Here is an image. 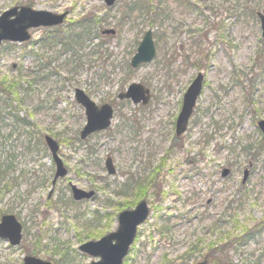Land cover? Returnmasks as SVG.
I'll return each instance as SVG.
<instances>
[{
	"label": "rangeland",
	"instance_id": "obj_1",
	"mask_svg": "<svg viewBox=\"0 0 264 264\" xmlns=\"http://www.w3.org/2000/svg\"><path fill=\"white\" fill-rule=\"evenodd\" d=\"M128 2L138 9L122 23ZM21 5L68 15L57 27L32 29L28 42L0 46V220L12 213L23 224L20 245L0 238V264H22L28 254L54 264H91L97 258L79 246L115 231L119 212L144 198L151 213L123 264H196L210 252L227 256L230 264H264V225L247 242L236 241L264 221V139L258 126L264 119V36L256 14L264 0H188L187 6L117 0L110 11L105 0H0V15ZM150 7L166 12L155 17ZM97 18L110 26L90 32V25L86 38L79 27ZM107 27L116 34H103ZM148 29L156 56L132 68ZM58 33L65 39L82 33L79 47L74 36L69 43L53 40ZM106 49L115 58L104 66L97 53ZM199 72L204 89L178 138L183 95ZM133 82L150 89L147 105L117 98ZM76 88L115 109L111 125L85 140L80 131L86 115ZM46 135L60 142L68 168L51 198L56 165ZM107 157L115 174L106 168ZM224 167L231 168L229 176L222 177ZM246 168L250 175L242 183ZM73 185L96 194L76 202Z\"/></svg>",
	"mask_w": 264,
	"mask_h": 264
},
{
	"label": "water",
	"instance_id": "obj_2",
	"mask_svg": "<svg viewBox=\"0 0 264 264\" xmlns=\"http://www.w3.org/2000/svg\"><path fill=\"white\" fill-rule=\"evenodd\" d=\"M116 0H105L107 6L114 5ZM68 11L56 13L49 10L35 9L29 5L15 6L7 9L0 15V46L5 41L22 43L31 38L30 30L38 27H53L62 24ZM261 20L262 34L264 36V9L258 12ZM105 34H115L114 28L103 30ZM156 56V46L152 29H148L143 37L136 53L133 55L130 64L137 68L144 63L153 61ZM204 74L199 72L193 79L183 96V104L176 120V134L182 135L189 125L197 100L203 90ZM76 100L84 107L86 114V124L80 131V138L86 139L91 134L107 129L114 115V108L111 104L105 103L98 105L83 89L77 88L75 92ZM120 100H131L133 104L142 103L146 105L151 100V91L140 82L131 83L128 88L118 95ZM259 126L264 133V119L259 121ZM45 142L52 153L56 163V173L53 178V188L59 178L68 174L63 160L59 155L60 144L50 135L45 136ZM109 174L116 172L113 159L107 157L105 162ZM230 173L229 168H224L222 176ZM249 176V169H246L243 176L245 183ZM73 198L77 201L90 199L95 191H86L72 186ZM150 214L148 201H139L132 209H125L118 215V227L97 240H89L82 243L79 249L95 258L91 264H123L125 256L129 253L130 247L134 242L138 227L145 222ZM22 224L14 214H5L0 221V237L6 239L11 245H19L22 240ZM205 259L198 264H207ZM23 264H54L51 261L42 260L33 255H27Z\"/></svg>",
	"mask_w": 264,
	"mask_h": 264
},
{
	"label": "trees",
	"instance_id": "obj_3",
	"mask_svg": "<svg viewBox=\"0 0 264 264\" xmlns=\"http://www.w3.org/2000/svg\"><path fill=\"white\" fill-rule=\"evenodd\" d=\"M176 2H179V0H176ZM185 2V5L187 6V2H188V0H184L182 3H184ZM132 4H134L133 2H128V3H126L125 5H124V11H123V20H121V22L122 23H124V22H126V21H129V19H130V17H132V15L134 14V12L138 9L137 8V6L134 4L133 6H132ZM192 4L191 3H188V6L190 7ZM109 9V11L110 10H112V7H109L108 8ZM149 10H152L153 12H154V15H155V17L157 16H159L161 13H165L166 12V9H161V8H159V7H150L149 8ZM129 12V16H124V12ZM253 13H256V10H253L252 11ZM150 13V12H149ZM155 18H152L150 21H149V23L151 24V25H153V24H155V20H154ZM84 21H88V23H82L81 24V26L79 27V29H81L84 33H83V36H85L86 37V32L88 31V27H90V25H92V28L90 29V32H91V30L93 29V26H96V25H100V27H102V26H110V24H111V22L108 20V19H101V18H97V19H89V20H86V19H84ZM92 23V24H91ZM73 36H74V43H73V45H75V46H78L79 47V43L78 42H76V39H81V37H82V33H79V34H74V35H71V37L70 38H66L65 39V36L63 35V34H56V35H53L52 36V39L53 40H61V41H59V42H66V40H67V43H69V42H72L73 41ZM87 38V37H86ZM65 39V41H62V40H64ZM68 46H71V45H68ZM75 54H76V52H75ZM74 54V55H75ZM98 54V59L99 60H101V59H103V65L105 66L106 65V63H107V61L109 60V59H111V58H115V56H114V52H112V51H108L107 49L106 50H101L100 52H98L97 53ZM107 78V77H106ZM105 78V79H106ZM104 79V80H105ZM3 91H7V92H11L12 91V89H5V90H3ZM15 115V114H14ZM15 118H17V116H15ZM263 144V143H262ZM263 147H264V144H263ZM246 149V150H245ZM244 150L246 151L245 153H247V154H250L251 153V149H247V148H245ZM253 155V154H252ZM254 160V159H253ZM254 168V167H253ZM7 169L8 168H4V173H6L7 172ZM0 175H2V172L0 173ZM14 179V178H13ZM145 181H147V182H149L147 179L145 180ZM141 182L142 181H138V180H136V179H134V185H141ZM146 183V182H145ZM130 184H131V182L129 181V182H127L124 186H127V187H129L130 186ZM149 184V183H148ZM127 187H124L125 189H127ZM142 188L140 187V190H141ZM98 220H99V218H98ZM258 225H260V226H258V227H256V228H253V229H251V230H246L245 231V233H243L242 235H241V237H239V238H237L236 239V241H238L240 244H241V242H243L245 239H246V237H249V236H253V234H260L261 232L260 231H262L263 230V228H262V226L264 225V221H260V223L258 224ZM254 237V236H253ZM252 237V238H253ZM244 242H247V239L244 241ZM227 243H229V242H225L224 244H227ZM197 247H198V245H197ZM202 249H203V247H199L198 248V251L200 252V251H202ZM193 253H198V252H193ZM187 255H192V250L190 251V252H188L187 253ZM229 260L230 259H228L227 258V256L225 257V258H221V257H213L212 259H211V262H210V264H230V262H229ZM168 262H169V260L168 259H165V264H168ZM169 264H171V262L169 263Z\"/></svg>",
	"mask_w": 264,
	"mask_h": 264
},
{
	"label": "flooded vegetation",
	"instance_id": "obj_4",
	"mask_svg": "<svg viewBox=\"0 0 264 264\" xmlns=\"http://www.w3.org/2000/svg\"><path fill=\"white\" fill-rule=\"evenodd\" d=\"M176 1V0H175ZM180 2H183L184 0H179ZM107 5V4H106ZM108 7H111V6H108ZM204 74V73H203ZM189 87V86H188ZM187 87V88H188ZM186 91H187V89H186ZM185 91V92H186ZM185 94V93H184ZM184 96V95H183ZM183 101V100H182ZM249 178V177H248ZM247 182V181H246ZM53 195V193L52 194H50V195H48V198H51V196ZM2 218V217H1ZM1 221V220H0ZM211 253V252H210ZM206 253L205 255L204 254H200V256L199 257H197L196 259H201V260H204V259H207L208 261H209V259L211 260L212 258H213V253ZM201 260H199V261H201Z\"/></svg>",
	"mask_w": 264,
	"mask_h": 264
}]
</instances>
